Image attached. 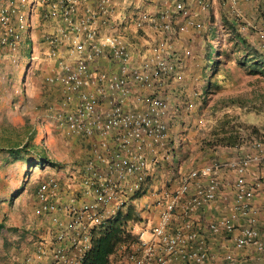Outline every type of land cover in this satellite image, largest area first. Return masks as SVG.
<instances>
[{
    "label": "built area",
    "instance_id": "1",
    "mask_svg": "<svg viewBox=\"0 0 264 264\" xmlns=\"http://www.w3.org/2000/svg\"><path fill=\"white\" fill-rule=\"evenodd\" d=\"M42 1V23L55 25L43 35L54 63L46 80L58 86L53 121L58 132L79 143L78 163L71 173L50 174L37 183L31 213L49 226L22 264H82L96 231L151 189L159 157L180 144L182 132L172 135L170 122L181 110L192 111L194 102L177 70L175 36L210 31L219 9L233 30L224 27L218 38L235 31L264 48V0ZM131 8L133 15L126 16ZM224 152L188 171L175 189L160 191L147 209L158 210V217L132 231L137 239L125 264H207L210 251L192 219L219 199L227 213L207 229L236 232L234 246H252L264 261L257 227L264 204L252 205L264 189V143L245 139ZM252 167L257 169L248 180ZM223 171L234 175L231 199L220 198ZM144 228L149 239L142 238ZM222 264L250 263L226 252Z\"/></svg>",
    "mask_w": 264,
    "mask_h": 264
},
{
    "label": "rangeland",
    "instance_id": "2",
    "mask_svg": "<svg viewBox=\"0 0 264 264\" xmlns=\"http://www.w3.org/2000/svg\"><path fill=\"white\" fill-rule=\"evenodd\" d=\"M42 2L0 0V264H22L44 241L49 224L31 213L36 185L47 175L71 173L69 168L78 163L79 143L58 132L53 121L59 99L47 89L44 68L53 61L42 37L55 25L40 22ZM133 12L131 8L125 15L131 17ZM212 23L210 31L209 27L190 29L173 40L177 70L185 78L184 89L194 108L181 110L170 122L172 135L182 132L180 144L169 145L159 157L163 172L152 182L156 189L152 186L136 199L132 218L138 220L129 224L133 231L135 225L147 224L145 213L163 186L173 190L188 171L225 156L230 146L217 144L219 138L238 135L264 143V48L257 41L248 50L245 44L231 41L232 36L218 38L224 27L232 29V25L225 18ZM211 47L219 49L211 56L215 61L207 56ZM23 143V149L18 147ZM39 154L49 166L38 163ZM31 157L35 160L27 164Z\"/></svg>",
    "mask_w": 264,
    "mask_h": 264
},
{
    "label": "crops",
    "instance_id": "3",
    "mask_svg": "<svg viewBox=\"0 0 264 264\" xmlns=\"http://www.w3.org/2000/svg\"><path fill=\"white\" fill-rule=\"evenodd\" d=\"M218 1V0H217ZM251 8V13H255V9L254 7H250ZM218 11L220 12V15L217 16ZM214 18L215 20H220V22H222L223 20V15L221 10H216V13L214 14ZM177 22H179L180 24L184 22V19L182 17H178ZM242 39H244V41H246L244 44L246 46H248V50H252L254 47V43L251 42L250 44H248L249 41L245 40L244 37H242ZM242 44V43H241ZM243 46V44H242ZM260 54V53H258ZM51 61H47V66L44 68L45 69V73L44 76H49L51 74V71H53V65L54 63ZM113 65L111 66H107L109 69L112 68ZM49 85V86H48ZM48 90L51 89V92L53 93L54 97L57 98V89L55 88V86H53L52 84L48 83ZM174 86V85H173ZM177 86V85H176ZM175 88V87H174ZM176 89V88H175ZM257 169V168H256ZM255 167H252L251 169H249L248 172V180L250 179V176L253 175L256 172ZM161 170L163 172V166H159L158 170L154 176L153 182L155 183L156 180H158V175L161 173ZM234 178V175L232 174V172L230 171H223L221 173V177L220 179L222 180V183H224V185L221 184L220 186V198L223 197H228V198H232V191H231V182ZM224 180V182H223ZM156 185L154 184V189H156L155 187ZM152 187V188H153ZM165 188V186L162 187V189ZM161 189V190H162ZM167 189V188H166ZM160 190V191H161ZM168 190H172V188H168ZM160 195V192L158 194H155V196ZM156 196V197H157ZM222 200L219 199L218 202L211 204L207 207L202 208L201 210L198 211L197 214H195L193 216L192 222L193 225L195 226V229L198 231L200 237L202 239L205 240V243L208 247V250L210 251V259L209 262L207 264H222L224 261V253L229 252L235 255V257L239 258V259H243L248 261L250 264H264L263 260L258 259L255 250L252 246L249 247H245L243 249H237L234 246V242H233V237L236 234L235 233H231V234H215L212 233L211 231H209V229H207V226L210 222H213L215 220H217L218 218L226 215V211L223 209V204L221 203ZM264 204V189L257 194L252 202V205L254 207H258L261 208V206ZM153 207V206H152ZM155 209V208H154ZM151 220H156L158 217V210H151L150 213H145V219H150ZM257 218H258V222H257V227L260 230L261 235L264 237V214L260 211L257 214ZM148 226V225H147ZM144 227V226H142ZM139 229H141V226H136L135 225V230L134 232H137ZM146 229L143 234H142V238L143 239H149L150 234H149V230H147L148 228H144ZM33 256V250L32 252L29 254H27L23 260H25L26 258H31Z\"/></svg>",
    "mask_w": 264,
    "mask_h": 264
},
{
    "label": "trees",
    "instance_id": "4",
    "mask_svg": "<svg viewBox=\"0 0 264 264\" xmlns=\"http://www.w3.org/2000/svg\"><path fill=\"white\" fill-rule=\"evenodd\" d=\"M39 18L42 23L41 15H39ZM29 22L30 20L28 19L27 29L30 28ZM42 40L45 42L44 37H42ZM230 40L240 44L244 42V40H242L241 37L236 36L234 32L232 33V39ZM218 52L219 49L211 47L207 56L211 57L214 53ZM253 59H257L256 56ZM211 60H214V57H211ZM40 128L41 126H39V129ZM218 140L217 144L219 143L222 146H234L235 144L244 141L241 138L238 139V135L231 137L223 136ZM24 146H26L25 143L18 145L21 149H23ZM17 154L18 151L14 152V155ZM38 156L40 157V162L38 163L41 165L44 163L45 157L42 154H39ZM32 159L33 157H31L26 163L28 164ZM33 160H35V158ZM38 163H36V165H39ZM132 210L133 206H130L126 212L118 214L107 226L96 231L93 246L86 254L82 264H112L116 259L119 260V258H126L127 253L130 251V245L137 239V236L132 232L133 229L129 225L131 221H136L135 218L138 220V217L132 218Z\"/></svg>",
    "mask_w": 264,
    "mask_h": 264
},
{
    "label": "clouds",
    "instance_id": "5",
    "mask_svg": "<svg viewBox=\"0 0 264 264\" xmlns=\"http://www.w3.org/2000/svg\"><path fill=\"white\" fill-rule=\"evenodd\" d=\"M231 147V146H230Z\"/></svg>",
    "mask_w": 264,
    "mask_h": 264
}]
</instances>
